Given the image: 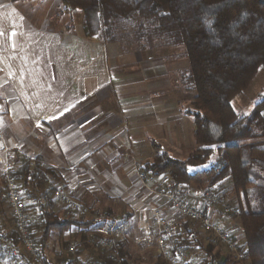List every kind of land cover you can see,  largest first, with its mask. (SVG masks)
<instances>
[{
	"label": "crops",
	"instance_id": "crops-1",
	"mask_svg": "<svg viewBox=\"0 0 264 264\" xmlns=\"http://www.w3.org/2000/svg\"><path fill=\"white\" fill-rule=\"evenodd\" d=\"M37 6L46 9L38 11ZM57 10H63L61 0H0V159L14 168L24 155L36 158L71 197L99 215L90 219L91 228L75 233L85 236L79 238L80 264L95 259L87 245L91 236L121 217L128 219L121 245L128 264H135L134 249L143 251L138 263L152 264L157 257L163 264L157 255L153 207L163 211L177 236L190 240L191 235L185 220L173 213L166 199L156 196L154 187L162 182L149 178L144 169L156 155L154 143L169 154L184 147L186 93L163 88L151 58L150 63L138 61L149 64L132 72L120 61L122 49L117 44L112 63L110 44L84 37L81 13L60 14L63 18L53 23ZM175 64L168 68L178 74L186 70ZM137 165L149 186L138 180ZM2 176L0 168V187ZM187 190L191 199L201 195L196 188ZM55 211L68 215L59 207ZM208 213L220 218L217 209L208 207ZM8 216L6 198L1 197L0 217ZM237 224L228 229L238 230L241 237L234 235L243 238ZM5 229L12 232L9 224ZM65 236L55 235L50 245Z\"/></svg>",
	"mask_w": 264,
	"mask_h": 264
},
{
	"label": "trees",
	"instance_id": "trees-1",
	"mask_svg": "<svg viewBox=\"0 0 264 264\" xmlns=\"http://www.w3.org/2000/svg\"><path fill=\"white\" fill-rule=\"evenodd\" d=\"M61 3L62 15L82 14V32L87 39L121 44L125 35L132 34L144 51L148 45L142 42L149 38L183 50L188 68L180 74L179 84L185 93L195 94L187 114L195 126L196 149L185 160H178L164 151L160 143H154L156 155L144 170L149 178L162 182L166 188L182 186L203 192L230 184L234 201L241 208L239 229L251 262L264 264V100L250 116L240 117L233 106L235 98L246 92L259 72L264 71V0H61ZM214 158L217 162L202 169ZM13 179L28 201L37 202L32 212V235L43 260L51 264L46 252L55 235H74L79 239L82 235H75L76 231L89 229L93 223L56 212L57 204L44 200L45 180L31 172L23 159L14 166ZM6 195L3 181L0 196ZM204 209L208 213V207ZM184 227L191 239L177 236L181 245L189 250L201 249L208 256L201 264H210L209 259L217 257L214 247L209 244L205 247L199 231L186 221ZM84 239L82 236L81 240ZM122 243L119 253L124 258ZM67 247L68 244H63V250ZM98 255L106 260L103 254Z\"/></svg>",
	"mask_w": 264,
	"mask_h": 264
},
{
	"label": "built area",
	"instance_id": "built-area-1",
	"mask_svg": "<svg viewBox=\"0 0 264 264\" xmlns=\"http://www.w3.org/2000/svg\"><path fill=\"white\" fill-rule=\"evenodd\" d=\"M23 160L31 172L45 180V201H53L76 220L88 219L91 213L90 208L71 197L65 187L47 173L36 158L24 155ZM0 168L7 189L6 202L9 209L8 217H0V260L4 264H46L39 253L31 230L32 212L37 208V202L28 201L18 188V184L13 179L14 168L8 160L0 159ZM136 168L138 180L149 186L147 175L139 165ZM154 192L156 196L166 199L173 213L196 228L209 245L227 253L226 257L217 256L209 259L210 264H252L243 238L239 239L230 234L225 223L219 218L212 217L204 209L205 206L217 209L222 217L237 219L239 223L241 208L238 202L226 198L225 188L205 190L195 200L189 197V191L182 186L166 188L164 185L156 184ZM6 224L11 226L12 232L5 229ZM152 225L159 233L157 255L164 260V264H170L172 259L179 264H197L190 250L181 245L174 227L158 207L152 209ZM127 226L128 219L121 217L108 226L100 236L90 238L88 244L93 250L103 254L106 260L93 259L88 264L124 263L126 259L121 258L119 245L126 238ZM80 248L81 242L73 237L67 249L60 252L59 258L51 264H80L78 259ZM203 259L205 261L208 256L206 255Z\"/></svg>",
	"mask_w": 264,
	"mask_h": 264
},
{
	"label": "rangeland",
	"instance_id": "rangeland-1",
	"mask_svg": "<svg viewBox=\"0 0 264 264\" xmlns=\"http://www.w3.org/2000/svg\"><path fill=\"white\" fill-rule=\"evenodd\" d=\"M43 8L44 6H37L36 10L42 11ZM60 14L61 13L58 10L54 12V22L53 23H56V22L59 23L60 18H63V16H61L62 14L61 15ZM54 25L55 24H52V26ZM108 44H110V48L112 50V55H111L112 63H115L117 59L114 56L116 44H112V43H108ZM117 45L120 46V48L122 49V55L120 57V61L122 60L124 66H127V68L132 69L131 70L132 72L136 71V68L138 65L145 66V64H149L150 61H147V60L151 58L153 60L152 63H156V68H157L156 69V79L158 80L159 84L163 88L170 87L169 89H172L171 91H182L181 89L179 90V88H181L180 87L181 85L179 84L180 74L168 68V66H172L171 64L173 62L178 63V64H175L177 65V69L178 68L181 69L183 66H185L186 69L188 68V60L185 58L182 49L169 47L167 44L163 42L153 41L149 38L147 42L146 41L142 42V45H148L147 49L144 51L138 46L132 34L125 35L123 42ZM141 59L146 60L149 63L140 64V62L138 61H140ZM194 97H195V94L186 93V96H185L186 113L187 111L192 109L191 102L194 99ZM263 100H264V71L261 70L258 76L256 77L255 81L251 85V87L246 92L240 94L239 96L235 98V100L233 101V106L240 117L250 116L255 111L257 104H259ZM262 117H264V109L262 110ZM194 127L195 126L193 124V119L186 114V131L184 133L185 141L183 143L184 147L175 149L176 151H173V149H171L170 153L172 154L173 157L180 159V160H185L196 149L194 138H193ZM166 151L168 150L166 149ZM216 161L217 159L214 158L208 165L204 166L202 169L204 170L208 169ZM224 188L226 191L225 193L226 198L235 200V194L233 192L232 187L224 186ZM219 216H220L219 219L223 223H225L226 226L230 227V229H234V228L236 229L238 225L237 219H226L222 217L221 214H219ZM98 217L99 215L93 214L91 212L86 221L89 222L91 221L90 219L98 218ZM179 223L183 224V222H179ZM101 234L99 233L97 235L95 234L91 236V238L100 236ZM234 234L238 235V237H241L240 232L238 230H236ZM73 237L75 236L67 235L62 241H59L56 246H54V244L49 245L46 253H47L48 259L50 260V263L56 261L59 258V254H60L59 251H63V244L65 243L69 244L70 240ZM201 240H202L201 243L205 247H207L208 242L204 238H202ZM87 245H88L89 254L93 256V258L99 259L98 252H96L95 250H91L90 245L88 243ZM51 246H54L55 248L54 247L50 248ZM213 250L218 257L227 256V253L222 249L214 248ZM142 252L143 251L141 249H134V252H132L131 259L135 261V264H141V263H138V261L140 260L139 255H141ZM190 252L192 253L193 260L197 261V264H201L202 262H204L203 257H206V253H204L201 249L200 250L190 249ZM144 255L147 257L149 256L147 254H144ZM154 258H153L152 264H155V263L160 264L157 261V257H154ZM125 263L128 264L129 262L126 260ZM171 264H179V263L173 260Z\"/></svg>",
	"mask_w": 264,
	"mask_h": 264
},
{
	"label": "snow or ice",
	"instance_id": "snow-or-ice-1",
	"mask_svg": "<svg viewBox=\"0 0 264 264\" xmlns=\"http://www.w3.org/2000/svg\"><path fill=\"white\" fill-rule=\"evenodd\" d=\"M15 35H16V33H15V32H12V33H11V36H13V37H14ZM62 114H63V113H61V115H62ZM56 118H58V117H56ZM38 126H39V125H38Z\"/></svg>",
	"mask_w": 264,
	"mask_h": 264
}]
</instances>
